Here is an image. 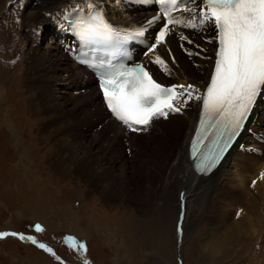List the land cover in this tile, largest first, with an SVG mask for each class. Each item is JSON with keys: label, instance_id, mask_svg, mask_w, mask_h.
<instances>
[{"label": "rangeland", "instance_id": "1", "mask_svg": "<svg viewBox=\"0 0 264 264\" xmlns=\"http://www.w3.org/2000/svg\"><path fill=\"white\" fill-rule=\"evenodd\" d=\"M8 1L0 0V231L13 229L23 233L31 232L40 238L39 241H49L52 237L57 239L62 233L72 234L88 243L85 257H89V261L83 262V257H79L75 250L69 251L66 243V247L59 242L52 243L59 256L57 259L48 252L37 249L34 244L9 236L0 239V264H63L61 258L64 257L74 264H178L177 254L183 260L182 264H251L252 254L256 251L259 253V243L262 242L261 239L259 241L260 236L252 234L255 225L258 232L264 226V222L256 223L259 216L255 213L261 210L260 206L264 207V199L260 194L259 197L258 194L252 195L248 201L240 200L246 198L245 195H241L240 199L227 198L225 211L230 213L229 218L233 223H240L242 226H239L237 233L230 235L236 243V251L228 255L225 251V254L221 252L223 246L227 245L226 241L219 240L220 235L214 234V210L210 212L205 208L209 201L201 198L184 210L179 203L184 194L181 185H176L166 193L156 191L149 195L138 186H133L136 184L143 187L142 184H148V180L133 175L119 176L118 180L122 181L123 186L121 192L127 195L126 190L129 187L135 189V193L130 195V200L123 197L109 203L102 199L98 190H94V187L101 185L95 183L90 187L85 183V163L79 165V171L67 169L68 173L63 174H68L67 177L57 173H62V166L55 162L54 159L58 156L56 148L47 136L48 132L55 131V125L46 127V130L42 128L36 123L38 119L29 104L35 91L28 86L26 77L30 60V40L27 38L24 16L28 9V0L22 17L11 26V32L2 28ZM22 3L24 5V0ZM51 25L45 26V21L42 22L44 35L34 38L38 45H47L45 35L49 34L48 30H52ZM56 31L53 33L58 34ZM50 39L49 51L57 54V39ZM202 67L200 70L203 72L206 66ZM194 68L198 71V67ZM175 78L177 81L178 77ZM258 119H264V115L259 113ZM183 128L184 121L177 120L174 133L165 146L173 144L176 134L182 136ZM12 130L14 135H11ZM146 140L148 136L141 137L144 146L151 145ZM138 143L140 145L141 142ZM164 149L145 148L141 155L136 148L133 156L128 158V170L134 173L148 169L155 171L148 162L155 157L159 158ZM51 162L57 166L56 170L51 168ZM100 164L95 162L94 167L98 168ZM30 165L32 168H28ZM121 171L118 168V172ZM104 181L109 183L106 173ZM238 205L243 207H240L241 211L236 217L234 213ZM123 212L134 217L136 222L134 234L129 239L122 238L125 233V228L122 229L124 225L119 227L122 225L119 223L116 226V223L124 219L120 214ZM209 213L212 218L204 219ZM181 214L183 233L178 244L177 223ZM34 221L44 225V230L34 231L31 226ZM251 222H254V226L249 225ZM218 253L221 255H217Z\"/></svg>", "mask_w": 264, "mask_h": 264}, {"label": "snow or ice", "instance_id": "2", "mask_svg": "<svg viewBox=\"0 0 264 264\" xmlns=\"http://www.w3.org/2000/svg\"><path fill=\"white\" fill-rule=\"evenodd\" d=\"M154 5L155 15L128 30L110 22L96 0H79L65 10V29L81 42L80 62L97 75L107 108L129 131H147L154 121L182 113L190 102H202L191 156L195 169L207 174L231 149L264 96V0H154ZM153 25L158 30L146 54L154 53L173 34H178L181 42L193 44L179 29L212 32L208 42L216 44L214 57L205 59H213V70L203 92L194 83L158 82L144 64L130 58L128 42L147 39ZM184 50L190 57L200 54ZM154 63L172 75L168 62L160 55L155 56ZM34 228L43 231L38 223ZM9 236L30 241L55 255L35 236L0 232V239ZM67 239L73 247L86 250L75 238Z\"/></svg>", "mask_w": 264, "mask_h": 264}, {"label": "bare ground", "instance_id": "3", "mask_svg": "<svg viewBox=\"0 0 264 264\" xmlns=\"http://www.w3.org/2000/svg\"><path fill=\"white\" fill-rule=\"evenodd\" d=\"M70 1L72 3L76 0H28V9L24 16L27 27V38L30 40L28 54L30 60L26 77H28V86L35 91L32 97L30 96L29 104L33 114L38 119H35L38 121L36 123L41 125L42 128L46 130V127L55 125V131L48 132L47 136L56 148L57 154H55L58 156L54 160L62 166V173H57L63 175L64 173H68L67 169L69 171L72 169L79 171V165L85 163L86 170L82 169L86 175L84 177L85 183L90 187L94 186L95 183L101 185L94 187V190H98L102 199L109 203L119 201L123 197L130 200V195H134L135 193V189H129V187L126 190L127 195L121 192L123 186L122 181L118 180L119 176L133 175L148 180V184H142L143 187L136 184H133V186H138L142 192L144 191L149 195L156 191L166 193L169 189L176 187V185H181L184 194L179 203L182 204L183 209L187 210V207L192 205V203L200 201L201 198H206L209 202L206 203L205 208L210 212L214 210V234L220 235L218 237L219 240H225L227 243V245L223 246L224 249L221 252L224 253L223 251H225L229 255L230 252L236 251V243L232 241L230 235L237 233L238 229L242 226H240V223H233L230 220V213L225 211V204H227L228 197H239L238 199H240L241 195H245L246 197L240 199L241 201H248V198L256 194H258V197L260 194L264 199V176L261 180H257L253 185V189L249 187L251 180L255 177L262 165H264V155L259 157L251 152L247 154L239 151L231 152L232 150H230L218 168L209 173L208 176L202 177L195 175L191 170V162L188 160L186 152L187 141L193 128L195 116L192 111H187L182 115H173L167 120L160 122L154 132L147 135L148 140H146V143L149 141L151 145L144 146L141 137L145 136L131 135L135 138L138 144V147H136L138 148L137 152L141 155L144 153L145 148L165 149L159 158L155 157L156 159L153 158L148 162L154 167L155 171L151 169L137 173L129 171L127 167L130 166L128 165V158H131L133 154L128 157L125 153H121L124 152V144L122 141L123 129L114 121L108 120L103 123L107 115L103 113L102 107L96 102L95 94L83 95L80 92L82 86L79 85V80L76 82L68 79L71 75L81 73L83 69L70 60H67V62L63 61V54L60 51L57 54L56 52L51 54L49 51L51 39L43 47L38 45L37 41L34 40L37 36L44 35L42 31L43 21H45V26L52 24L51 29L53 32L56 30L57 33L62 32V26L57 22L59 18L58 14L61 13L63 8L71 5L69 3ZM170 42L172 41L170 40ZM202 44L205 47L211 46L206 41H203ZM203 62L205 63L206 61ZM176 63L177 65H173V69L175 75L178 77L177 81L197 82L202 76H206L207 67L203 69V72L199 67L198 71H196L191 66L189 60L181 53H178ZM61 74L63 76H60ZM259 113L263 116L264 110L258 111V116ZM177 120L184 121L183 135L178 136L176 134L173 144L171 146H165L168 138L174 133L173 128ZM257 120L259 121L258 127L264 130V119ZM99 123H102V126L97 128ZM52 128L54 127L52 126ZM11 135H14L13 130ZM138 142H141L140 145ZM26 160H28V157ZM95 162L101 163L98 168L94 167ZM140 163L142 164L143 161L141 160ZM31 166L28 168H32ZM51 168L56 170L57 166L51 162ZM118 168H121L122 171L118 172ZM105 173L108 176L109 183L104 181ZM63 176L67 177L69 175ZM47 178L50 177L48 176ZM254 190L257 193L254 194ZM263 208L260 206L261 210L257 209L259 211H255V214L259 216V218L254 217L257 218L256 223L258 224L264 222ZM249 209L251 210V208ZM124 212L120 213L124 219L116 223V226L122 223L119 226L122 227L124 225L122 229L125 228V233L122 235V238L129 239L134 234L136 222L134 217L128 216ZM210 214L205 215L204 219L209 220L212 218ZM233 219L235 220V218ZM251 219L250 221L253 220ZM253 223L251 222L249 225L254 226ZM221 225H224L223 228H220ZM256 226L252 234H257V237L260 236L259 241L261 239L262 242L259 243L260 247L258 246L259 253H256V251L252 254L251 264H264V226L259 230L260 232H258ZM255 250L257 249L255 248ZM217 255L221 254L218 253Z\"/></svg>", "mask_w": 264, "mask_h": 264}, {"label": "built area", "instance_id": "4", "mask_svg": "<svg viewBox=\"0 0 264 264\" xmlns=\"http://www.w3.org/2000/svg\"><path fill=\"white\" fill-rule=\"evenodd\" d=\"M180 244V243H179ZM182 262H183V260L181 261V263L180 264H182Z\"/></svg>", "mask_w": 264, "mask_h": 264}]
</instances>
